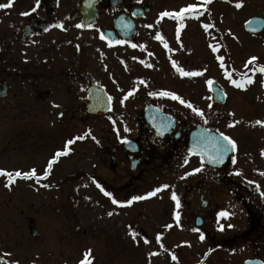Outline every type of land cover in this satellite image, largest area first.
<instances>
[{
  "label": "flooded vegetation",
  "instance_id": "flooded-vegetation-1",
  "mask_svg": "<svg viewBox=\"0 0 264 264\" xmlns=\"http://www.w3.org/2000/svg\"><path fill=\"white\" fill-rule=\"evenodd\" d=\"M181 2L40 0L35 13L22 16L20 13L30 11L35 0H14L13 7L0 9V103L2 109H7V104H16L8 118L0 117V123L11 119L21 127L26 145L45 148L47 156L34 168L41 179L32 178L41 191V205L48 199L49 206L54 205L68 217L70 202H90L91 211L107 222L103 224L107 235L100 251L110 245L115 250V255L110 256L117 259L123 255L117 243L122 236L114 224L121 222L124 210L113 205L93 180L124 202L130 190L151 183V176L168 171L183 177L188 168L192 171L201 165L199 154H188L192 132L197 129L202 137L208 133L219 136L220 123L225 119L221 116L226 117L225 121L233 126L230 133H223L235 141L236 150L219 166L208 164L203 156L202 171L196 173L199 179L188 189L191 198L196 197L195 210L177 224L174 235L183 232L195 239V245L187 238L179 239L181 247L189 249L191 264H245V261L259 264L264 261V197L260 195L264 192V175H261L264 126L255 121H264V114L257 116L260 102H264V86L259 91L257 85L251 86L252 98L244 103L248 113L254 111L251 118L236 112L229 117L224 115L222 109L230 103L229 91L224 87L220 86L225 94L223 103L214 99L208 84L187 95L188 77L180 76L172 61L185 71L203 72L201 51L196 44V39L204 34L203 23L193 20L191 26L186 17L179 22L159 18L160 12L179 11L184 6ZM259 7H254L252 16H256ZM57 23L64 27H55ZM78 23H92L94 27L76 28ZM178 23L184 25L179 38ZM149 24L153 27H147ZM46 27L48 31H44ZM100 32L109 40L125 43L109 46L100 39ZM157 32L172 51L155 39ZM263 32L264 29L260 33ZM211 34L215 37L216 32ZM132 44L138 47L133 48ZM141 80L143 84L139 83ZM133 89V94L124 99ZM162 90L173 92L202 110L203 118L178 100L148 94ZM209 96L211 100L207 99ZM53 104L59 107L54 108ZM107 107V111H102ZM88 131L91 135L70 145L69 154L58 158L49 175L43 178L42 173L55 152L63 150L69 139ZM232 156L236 158L235 164ZM186 157L188 163L184 164ZM237 170L241 175H230ZM249 180L255 183L250 185L246 182ZM44 184L49 187H43ZM219 194H226L228 201L217 205L214 198ZM221 210L232 213L228 219L220 220L224 231L217 228L216 214ZM109 211L113 212L112 216L107 214ZM196 217L200 221L198 227L194 226ZM228 224L233 227L228 228ZM193 228L205 234L203 241ZM108 237L114 238L115 243L113 239L111 244H106ZM60 252L62 255L47 259L46 263L71 264L66 254ZM176 264L188 263L181 260Z\"/></svg>",
  "mask_w": 264,
  "mask_h": 264
},
{
  "label": "rangeland",
  "instance_id": "rangeland-1",
  "mask_svg": "<svg viewBox=\"0 0 264 264\" xmlns=\"http://www.w3.org/2000/svg\"><path fill=\"white\" fill-rule=\"evenodd\" d=\"M181 1L183 7L189 4L197 6L201 4V0ZM224 1L227 3L226 5L222 3ZM237 2H240L242 7L236 8ZM256 5H260L264 10V0H212L198 18L202 23L214 24L216 21L220 33L219 37L213 39L215 42L210 41L212 37L209 32L205 31L198 41L196 39V44L201 51L200 61L202 62L203 75L199 80L197 76L188 77L187 95L194 93L201 85L205 88L207 80H213L217 85L229 91L230 103L222 109L227 117L232 116L230 113L236 112L245 118H251L254 111L248 113V106L244 103H248L252 98L254 90L251 86L257 85L256 90H262L258 76L253 77L254 82L246 89L234 87L224 76V70L239 71V73L248 71L244 65L252 56L258 57L254 65H264V32L258 36H250L243 30V23L254 14ZM192 20H189L191 26L195 23ZM217 41L221 48L217 53H213L209 44L215 45ZM187 43L192 45L190 42ZM217 55L224 57L225 67L223 69L220 68V61L216 59ZM254 65H249V68ZM249 75H252L250 71ZM256 75L262 76L259 72H256ZM236 77H239L237 73H233V79H238ZM258 86L260 87L258 88ZM8 101L9 99H7ZM260 103L257 114L259 117L264 114V102ZM15 106L16 104L11 106L7 104V109H2L0 103L1 119L4 116L8 118ZM221 118H225L220 123L221 131L230 133L229 122L225 121L226 117L221 116ZM15 124L11 122V119L0 123V169L8 171L36 169L38 162L47 156V152L40 145L34 144L33 147L26 145L27 141L21 135V127ZM200 166L197 165L195 168ZM187 172H191V170L188 168ZM150 178L151 183L130 190L128 199L137 195L144 196L163 184L169 185V188L157 193L156 196L133 201L131 205L123 206L122 220L119 224H114L117 229L121 230H119V234L122 237L117 239V243L121 245L123 255L112 259L110 255L112 253L115 255V250L110 248V245H107L106 250L102 252L99 248L105 240L104 235H107L103 228V224H107V222H104L100 215L97 216L91 211L90 202L83 200L70 202L71 212L66 217L56 207L54 208V205L49 206L48 199L44 205H41L39 194L41 191L35 186L33 180L17 179L11 186L5 187L6 178L0 177V254L5 251L11 252V258L18 260L19 264H33V261L35 264H47V259H56L57 255H62L60 252L62 251L71 260V264H78V261L82 259V253L91 249L94 257L93 264H102L103 262L105 264H176L177 260L180 261L179 257H182L184 262L191 264L192 259L187 255L189 249L179 248L180 244L177 241L180 238H187L191 244L195 245V239H192L190 234L183 232L174 235V230L178 227L177 221L173 219V214L174 211H179V222H181L191 211L195 210L196 197L191 198L192 194L188 189L199 178L195 173L189 176L184 175L182 179L168 171H164L161 176L155 175ZM173 191L180 202L179 209L176 208V202L171 199ZM227 198L226 194H219L215 196L214 201L217 205H221L228 201ZM128 199H124V201ZM29 218L36 223V228L40 233L38 239L30 236ZM169 224L172 227L166 228L165 225ZM130 230L139 234L136 240H133L129 235ZM83 231H85L84 234ZM157 234L161 236L159 242L155 238ZM113 239L108 237L105 241L106 244H111ZM144 239H148L149 243H143ZM113 242L115 243V239ZM173 244L177 248L167 247ZM56 248L61 250L58 251ZM150 252L158 254L149 256ZM169 254L170 256L175 255L177 260L173 261L171 257H168Z\"/></svg>",
  "mask_w": 264,
  "mask_h": 264
},
{
  "label": "snow or ice",
  "instance_id": "snow-or-ice-1",
  "mask_svg": "<svg viewBox=\"0 0 264 264\" xmlns=\"http://www.w3.org/2000/svg\"><path fill=\"white\" fill-rule=\"evenodd\" d=\"M86 2L90 3L91 0H86ZM212 2V0H201V4L199 6L194 5V4H189L186 7H182L179 9V11H163L159 13V18H163V17H168L171 19H175L178 22L179 21H183L185 19L186 16L191 17V18H199L202 14L203 11L206 10V6L208 4H210ZM14 5V0H6V2L4 3H0V9H9L11 7H13ZM40 6V0H35V4L34 6L30 9V11H25V12H21L20 15L22 16H28L32 13H35L37 11V8ZM236 8H240L242 7V4L240 2H237L235 4ZM136 13H133V15H135ZM257 25L259 26L260 24H264V20H260V19H255V20H249L246 21V25L249 26L250 31H252L253 33H255L257 31V27H252V25ZM57 28H63V24L61 23H57L56 25H54ZM129 25H125V27H128ZM202 28L204 29V31L206 33H208V30L213 28L214 25L211 23H203ZM51 27V26H49ZM76 28H84L87 27L89 29L93 28L94 25L92 23H78L75 25ZM147 27L151 28L153 27V25L149 24L147 25ZM184 27V25L182 23H178L177 24V29H176V34H177V38H179V33H180V29ZM44 31H48V28L46 27L44 29ZM209 35L211 36V34L209 33ZM214 39V37H212ZM100 39L101 40H106L108 45L111 46L113 43L115 44H123L125 43L124 40H109L108 37L103 33L100 32ZM155 39L160 40L161 42L164 43V47L166 49H168L169 51H172V49H170L168 47V44L166 42H164V38L160 35L159 32L156 33ZM131 47L135 48L138 47V45L136 44H132ZM139 47L143 48V45H139ZM209 48L211 49V51L213 53H217L219 51V49L221 48L220 44H209ZM216 59L218 61H220V68L223 69L225 67L223 61H224V57L221 55H217ZM258 60V57L256 56H252L248 59V61L245 63L244 67L245 69H248V71L242 72V73H237V75L239 76L238 79H233V72H229V71H225L224 72V76L225 78L236 88L238 89H244L247 85H250L254 82L253 80V76L256 74V72H259L261 75H264V65H254V62H256ZM141 63H145V61L141 60ZM249 65H254L252 68H249ZM148 67H151V65H147ZM172 67L176 70V72L182 76V77H196V76H202L203 72L202 71H185L183 68L178 67L177 66V62L176 61H172ZM249 71L252 73V75H249ZM139 83L143 84L144 81H139ZM206 83L209 85L210 90H217V89H213V80L209 79L206 81ZM261 86H264V80H261ZM135 91V89L130 90L126 96L124 97V99H127L128 96H131L133 94V92ZM217 91H221L222 94V90H217ZM151 96H156V95H160V96H165V97H170L173 100H178L181 104H185L186 107L190 108L196 115L200 116L201 118H203L204 113L202 110L193 107V105L191 103H188L186 101H184L183 99H181L180 96L176 95L173 92H169V91H160V92H149L148 93ZM208 100H211L212 97L209 96L207 97ZM109 101H111V97H109ZM121 103H123V101H121ZM54 108L59 107V105L53 104L52 105ZM209 108L212 107L211 104L208 105ZM60 115H63V113H60ZM230 115H232L230 113ZM109 120H111V117H108ZM205 123H207V121H205ZM256 124L264 126V121L261 120H257L255 121ZM233 123H229L228 127H232ZM125 131H128L127 128H125ZM91 132L88 131L86 132L84 135L75 137L73 139H69L68 141H66L63 150H58L55 152V154L53 155V157L48 161L47 163V167L44 169L42 176L43 177H47L49 175V172L53 166L54 163L57 162L58 158L63 157V156H67L70 152V145H72L73 143H75L76 140H83L85 139L86 136H90ZM93 140H95V137H92ZM122 142L127 143L126 140H123ZM98 143V141H97ZM196 145H194L193 148H190L188 150V154L192 155L194 154V152L196 151ZM213 147V151L214 154L210 156V160L213 163H223V158L224 156L229 152H235L236 150V143L234 140H232L229 136L225 135L223 132L219 133V137L217 138V140L215 141V143H213L212 145ZM205 154V149L201 148L199 155L201 156V166L198 168H194L192 169L191 172H186L185 176H189L195 173H198L200 171H202L203 168V156ZM261 155L264 156V150H261ZM232 163L235 164L236 162V158L235 156H232ZM188 163V159L187 157L184 159V164ZM241 175V173L239 172V170H237L234 173H230V175ZM261 175H264V173H261ZM0 177H4L6 178V183H5V187H9L11 186L16 180L17 178H23V179H31V178H35L37 181H39V179H41V176L37 175V172L35 169H31L29 171H20V170H14V171H8L5 169H0ZM183 179V177H182ZM248 184H254V181H246ZM93 183L96 184V187L100 189V191L103 193V195L105 197H108L111 200V203L113 205H117L120 207L126 206V205H131L133 203V201H139V200H143L149 197H153L156 196L157 193L161 192L164 189L169 188V185L167 184H163L159 187L154 188L152 191L146 193V195L144 196H132L130 199L122 202L117 200L116 198L113 197V194L109 191H106L99 183H97L95 180H93ZM43 187H49V185L44 184ZM257 191H259V185H256ZM261 197H264V192H260ZM171 199L173 201L176 202V208L179 209L180 207V202L177 198L176 193L173 191L171 193ZM109 216L113 215L112 211H109L107 213ZM232 215V213H229L227 210H221L216 214V219H217V228L219 231H224V225L220 223L221 219H228L229 216ZM173 219L177 221V224H179V219H180V213L179 211H174L173 214ZM166 228H171L172 225H165ZM228 228H232L233 225L232 224H228L227 225ZM193 232H198L199 233V239L201 241H203L205 239V234L203 232H200L199 228H193L192 229ZM129 235L132 237L133 240H136L138 237V233H136L135 231H129ZM156 240L157 242L160 241L161 236L160 234L156 235ZM143 243L148 244L149 240L148 239H144ZM211 251V249L209 250ZM158 253L156 252H150L148 255L149 256H155ZM12 253L11 252H3L2 254H0V264H19V261L16 259H12ZM7 258V259H6ZM171 259L173 261L177 260V257L175 255L171 256ZM94 261V257L92 254V250L91 249H87L82 253V259H80L78 261V264H93ZM33 264H35V261H33ZM245 264H251V261H245ZM259 264H264V261H260Z\"/></svg>",
  "mask_w": 264,
  "mask_h": 264
},
{
  "label": "water",
  "instance_id": "water-1",
  "mask_svg": "<svg viewBox=\"0 0 264 264\" xmlns=\"http://www.w3.org/2000/svg\"><path fill=\"white\" fill-rule=\"evenodd\" d=\"M257 13L259 14L257 17L250 18V19H248L247 21H249V20H255V19L263 20V19L261 18L260 15H263L264 12L261 11L260 9H258V10H257ZM83 14L85 15L86 12H83ZM263 25H264V24H260L259 26L255 25V24L252 25V27H257V31H256L255 33L259 32V31L263 28ZM244 29H245L246 31L250 32V33H253L252 31H250L249 26L246 25V22H245V24H244ZM212 87H213V89L221 90V89H219L215 84H213ZM217 90H212L213 95H214V98H215L217 101H219V102H223L224 99H225V98H224V93H223V91H222V94H221V91H217ZM106 110H107V108H104L102 111H106ZM218 137H219L218 135H215V134H212V133L204 134L203 137H202V136H199L198 130L195 129V130L192 132V134H191V139H190V142H189V149H190V148H193L194 145H196L197 147H196V151L194 152V154H199L201 148L205 149L204 158L206 159V161H207L209 164H211V165H217V166H219V165L223 164V163L226 161L228 155H229L232 151H229V152L224 156V158H223V163H213V162L210 160V156L213 155V147H212V145H213V143H215V141L217 140ZM199 224H200L199 220L196 219V221H195V225L198 226ZM31 235H32V236H35V237L38 236V234H37V232L35 231V229H31Z\"/></svg>",
  "mask_w": 264,
  "mask_h": 264
}]
</instances>
